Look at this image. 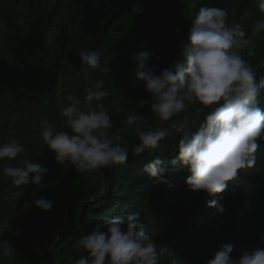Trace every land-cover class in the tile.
<instances>
[{"label": "trees", "instance_id": "trees-1", "mask_svg": "<svg viewBox=\"0 0 264 264\" xmlns=\"http://www.w3.org/2000/svg\"><path fill=\"white\" fill-rule=\"evenodd\" d=\"M205 4L225 9L229 24L244 26L255 55L248 56L247 49L242 55L258 78L264 75V32L253 30L264 14L256 0H0V144L16 137L25 149L15 160L0 161V264H77L87 255L79 245L84 235L104 217L132 212L140 214L158 250L168 249L160 252L159 264H206L228 242L235 246L233 257L264 248V140L255 166L241 169L228 189L213 196L189 190L187 169L166 176L172 187L155 186L142 171L157 157L170 166L180 133L173 131L158 149L131 154V146L139 143L136 125L126 123L132 111L144 130L169 127L172 121L162 123L150 104L136 107L151 97L144 82L135 79L129 57L141 50L151 53L155 75L182 59L191 20ZM80 50L99 51L110 71L89 70L86 79ZM98 80L110 92L102 100L113 124L109 137H121L129 157L123 165L77 173L55 161L42 139L41 121L70 131L61 115L70 103L66 97L78 96L82 107L85 89ZM258 99L264 108V94ZM201 107L189 104L180 114L190 115L191 131L207 114ZM25 159L47 167L41 185L17 187L3 175L4 164L23 166ZM34 191L53 202L51 211L31 203ZM17 192L24 195L17 197ZM211 199L222 203L223 213L207 207Z\"/></svg>", "mask_w": 264, "mask_h": 264}, {"label": "clouds", "instance_id": "clouds-1", "mask_svg": "<svg viewBox=\"0 0 264 264\" xmlns=\"http://www.w3.org/2000/svg\"><path fill=\"white\" fill-rule=\"evenodd\" d=\"M256 6L264 14V0H256ZM253 30L264 32V19H258ZM246 35L242 24L228 23L225 9L205 4L191 20L189 43L182 48V59L155 75V69L149 67L151 53L141 50L129 57L134 63L135 79L144 82L151 97L150 101L141 99L136 107L150 104L151 112L162 123L172 121L169 127L144 130L137 124L138 114L132 111L126 123L136 125L133 131L139 143L131 146V154L139 156L145 149H158L160 141L173 131L181 134L178 154L170 166H165L159 157L143 166L142 171L153 178L155 186L169 184L166 176L187 169L185 184L189 190L213 196L228 189L241 169L255 166L259 141L264 140V108L258 99L264 94V75L258 78L256 68L242 55L244 49L248 56L255 55V45ZM78 55L86 79L89 70L110 71L101 64L99 51L80 50ZM109 95L103 80L85 89L82 107L81 99L69 94L66 99L70 103L62 108L61 115L70 131H58L54 124L41 121L42 139L58 164L71 165L77 173L126 164L129 147L121 146V137H109L113 124L102 103ZM197 103L202 106L199 111H208L199 127L191 131L190 115L180 114L187 111L189 104ZM177 116L179 119H172ZM24 151L17 138L11 137L0 144V161L15 160ZM22 165L4 164L2 173L17 187L41 185L48 172L43 162L25 159ZM15 195L21 197L24 193ZM31 203L45 212L53 207L52 201L38 197L35 191ZM207 207L217 213L224 211L217 199H211ZM260 239L264 240V234ZM79 245L87 255L77 264H159L160 252L168 250H158L138 212L104 217L102 224L79 240ZM234 248L231 242L223 244L206 264H264V248L233 257ZM4 251L7 254L6 248Z\"/></svg>", "mask_w": 264, "mask_h": 264}]
</instances>
